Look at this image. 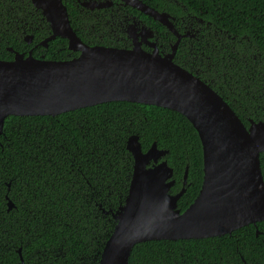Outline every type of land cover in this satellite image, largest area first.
<instances>
[{"label":"trees","instance_id":"trees-1","mask_svg":"<svg viewBox=\"0 0 264 264\" xmlns=\"http://www.w3.org/2000/svg\"><path fill=\"white\" fill-rule=\"evenodd\" d=\"M144 1L172 15L178 11L175 1L211 12L229 38L224 36L217 58L205 59L206 47L197 53L203 56L197 76L245 127L264 122V0ZM65 5L83 41L84 30L75 26ZM50 34L30 0H0V60H12L7 48L26 54L25 36L33 35L37 43ZM40 55L47 60L78 56L61 38L33 53ZM193 55L180 47L173 61L189 71ZM133 135L142 152L153 143L167 151L163 159L173 169L172 190L183 183L187 169V188L177 202L182 212L199 194L203 160L195 129L179 113L119 101L57 116L7 117L0 135V264H99L116 224L113 214L128 194L133 157L126 145ZM260 166L264 181V154ZM257 228L258 236L253 227H244L222 237L139 243L129 264H264V223Z\"/></svg>","mask_w":264,"mask_h":264},{"label":"water","instance_id":"water-1","mask_svg":"<svg viewBox=\"0 0 264 264\" xmlns=\"http://www.w3.org/2000/svg\"><path fill=\"white\" fill-rule=\"evenodd\" d=\"M49 25L42 42L67 40L78 52L67 60L36 58L14 51L0 60V135L9 116H57L109 102H130L166 108L184 116L202 147L203 177L198 196L182 212L177 202L185 191L169 193L173 169L163 159L167 151L155 143L142 152L138 136L127 140L133 172L125 202L113 214L114 230L99 264H129L132 248L159 240L206 239L230 235L249 224L264 223V122L245 127L235 112L206 82L174 63L177 44L161 54L143 26L128 28L131 49L88 46L73 31L62 0H30ZM129 4L174 34L171 17L138 0ZM152 48L143 50L138 37ZM31 36L26 37L30 43ZM183 185L186 183L187 169ZM8 209L13 207L8 201Z\"/></svg>","mask_w":264,"mask_h":264},{"label":"flooded vegetation","instance_id":"flooded-vegetation-1","mask_svg":"<svg viewBox=\"0 0 264 264\" xmlns=\"http://www.w3.org/2000/svg\"><path fill=\"white\" fill-rule=\"evenodd\" d=\"M64 1L65 3L67 2L69 4V13L70 15H72L71 18H73V21L76 23L75 26L78 29L81 28L82 30H84V33H81L84 40L81 41L85 45L113 47L126 50L131 49L133 47V40L128 35V28L132 25H135V27L138 29L137 32H139L140 29L145 26L153 33V36L151 38H148L147 41L154 43L155 47L158 48V51L161 54H167L171 52L172 47L175 44H177L175 54L180 47H182V49L186 47L189 53L194 54V62L193 64L189 65L190 70H195L193 73L194 75H197V72H203L200 70L203 63L200 61L197 62V60H201L203 56L200 55L201 57H199L197 53L200 52L202 54L201 50L206 47V53H208V55L205 57V59L210 60L212 56L214 58H217L218 54L216 52H221V49L226 45L224 36L229 38L226 30H223L217 25V22L214 21L215 18H212V16L210 15L211 12L201 9L203 5H192L190 10L187 5L175 1L178 6V11L176 12V14L172 15L164 11V13L168 14L171 17L173 28L176 33L174 34L165 26L154 21L143 12L137 10L136 8H133L129 4L128 0ZM138 1L148 6V3L144 0ZM65 3L63 2L64 5ZM156 11L162 13V11ZM39 14L41 15L40 11ZM204 14L206 15V17L204 16ZM41 17L43 20H45L42 15ZM158 26H161L164 29L160 30ZM29 36H31L32 39L30 40V43H27L25 38ZM47 38L35 43L33 40V35L25 36L24 41L28 46L27 53L29 50H32V55L33 53H35V51H46V49H48L49 41L47 42V46L42 45V42H44ZM136 42H140V46L143 50L147 52H150L152 50V48H150L146 42L141 40V36L138 37ZM203 42H205V46L202 45ZM73 53H77V55H79L78 52L73 51ZM224 57V55L220 57L222 59L221 64H223V60L225 59ZM38 58L45 59L44 55H40ZM209 63L210 65H212V62ZM182 187H184L186 191L187 184L183 186V183H181L180 187L175 190H172L171 188V193H178L182 189ZM259 223L261 222H257L255 225L249 224L244 227H253L255 229V236H258L260 234L257 228V225Z\"/></svg>","mask_w":264,"mask_h":264},{"label":"bare ground","instance_id":"bare-ground-1","mask_svg":"<svg viewBox=\"0 0 264 264\" xmlns=\"http://www.w3.org/2000/svg\"><path fill=\"white\" fill-rule=\"evenodd\" d=\"M66 10H67V9H66ZM67 15H68V14H67ZM68 20H69V18H68ZM39 59H40V58H39ZM46 60H47V59H46ZM155 145H156V144H155ZM166 154H167V153H166ZM165 156H166V155H165ZM165 156H164V157H165ZM164 157H163V158H164ZM183 181H184V180H183ZM184 185H186V183H185ZM184 185H183V186H184ZM184 192H185V191H184ZM169 193H170L171 195H175V194H172V193H171V189H170ZM176 194H177V193H176ZM183 194H184V193H183ZM183 194H182V195H183ZM197 196H198V195H197ZM180 198H181V197H180ZM7 205H8V204H7Z\"/></svg>","mask_w":264,"mask_h":264}]
</instances>
